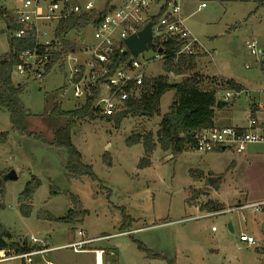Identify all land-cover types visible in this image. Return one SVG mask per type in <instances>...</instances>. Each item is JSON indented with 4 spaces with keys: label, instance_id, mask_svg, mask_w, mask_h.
I'll use <instances>...</instances> for the list:
<instances>
[{
    "label": "rangeland",
    "instance_id": "obj_1",
    "mask_svg": "<svg viewBox=\"0 0 264 264\" xmlns=\"http://www.w3.org/2000/svg\"><path fill=\"white\" fill-rule=\"evenodd\" d=\"M22 1L0 0L5 14L0 17V56L10 51L8 21ZM104 3L100 1L98 8ZM180 4L186 26L210 54L199 57L195 73L210 79L224 77L246 87L242 94L231 92L226 107L215 108V125H240L237 121L248 114L251 100L259 97L254 92L264 90V60L261 65L246 45L256 42L258 50L264 51V0H180ZM87 39L93 40L92 27L69 36L76 48ZM153 55L149 49L142 57ZM145 72L148 78L165 75L161 62L146 66ZM182 79L170 76L172 83ZM13 80L24 87L21 101L30 112L27 132L41 138L14 133L8 112L0 109V134H10L8 142L0 145V174L14 170L18 176L6 183L0 225L11 234L12 242L26 244L28 252L48 245L51 251L32 256V264H264V207L258 212L239 210L264 202L263 145L249 146L243 154L234 149L210 154L190 150L177 157L158 147L150 158L151 165L139 168L145 158L144 146H129L127 139L157 134L175 100L170 91L162 97L153 118L129 116L120 125L105 119L77 122L71 143L98 181H69L67 151L51 146L54 132L69 120L51 111L56 106L72 111L82 107L84 100L74 99L72 90L63 93L69 86L66 73L58 67L43 81L18 76ZM225 94L220 90L217 102ZM34 178L39 187L26 217L19 196ZM210 178L218 180L214 186ZM212 203L222 205L223 211H237L197 219L215 213L202 209ZM78 205L88 213L81 223L71 225L42 217L64 218ZM85 231L88 238H108L92 241L79 251L69 247L82 238L90 241ZM78 232L82 236L78 237ZM121 232L123 235L113 236ZM242 232L255 238V246L240 242ZM32 238L39 243H33ZM96 252H102V261ZM0 264L27 262L16 259Z\"/></svg>",
    "mask_w": 264,
    "mask_h": 264
},
{
    "label": "built area",
    "instance_id": "obj_2",
    "mask_svg": "<svg viewBox=\"0 0 264 264\" xmlns=\"http://www.w3.org/2000/svg\"><path fill=\"white\" fill-rule=\"evenodd\" d=\"M100 1L102 0H23L12 19L21 27L12 33V37L31 40L32 46L20 53L13 77L43 81L54 54L61 50L60 40L55 34L58 23L73 15L82 16L92 12L102 13V21L97 27H92L93 40H84L78 48L72 44L74 49L66 55L64 72L69 87H65L63 93L67 94L72 90L73 98L84 100V104L88 98L94 99L92 109L97 116L114 117L125 111L127 102L140 98L148 77L146 66L156 62H161L164 66L169 60L173 66H179L182 58L210 56L186 26L180 0H121L115 3L112 0L110 5L105 0L103 8L99 9L97 4ZM148 24H153L154 47L151 50L154 55L142 57L149 50L147 49L139 57H135L126 45V40L138 36ZM170 43L178 45L174 54L168 51ZM246 45L263 65L264 51L258 50L256 42H247ZM126 53L132 56L115 67L116 56ZM113 67L115 69L111 73ZM259 94L262 95V101L257 104V109L264 113V90L259 91ZM231 98V92H226L223 100L230 101ZM251 145L264 146V127L250 115L245 128L232 126L200 134L193 150L210 154L226 147L243 154ZM263 207L264 202H258L242 206L239 210L254 209L258 212ZM233 211L237 210L207 214L197 219ZM212 231L215 232L216 229L213 228ZM79 235L82 236V233ZM239 240L250 247L256 244L255 238L246 233H241ZM32 241L39 243L33 238ZM91 242L81 240L69 247L81 250ZM49 251L51 249L48 245L27 253L3 249L0 250V263L22 259L27 264H32V256Z\"/></svg>",
    "mask_w": 264,
    "mask_h": 264
},
{
    "label": "trees",
    "instance_id": "obj_3",
    "mask_svg": "<svg viewBox=\"0 0 264 264\" xmlns=\"http://www.w3.org/2000/svg\"><path fill=\"white\" fill-rule=\"evenodd\" d=\"M112 0H108V4ZM0 17H5L3 11L0 10ZM103 14L100 12H92L88 15L70 16L66 20L58 23L55 34L61 43L60 52L54 54L53 60L48 68L45 78L50 75L53 69L58 66L59 70L64 72V60L66 55L74 49L72 43L67 40L72 33H79L88 27H97L102 21ZM20 25L12 20L8 21V29L13 32L20 29ZM10 51L0 56V109L6 110L9 114L11 130L22 136L41 138L27 132V119L30 115L28 109L25 108L21 101L24 93V87L16 84L13 80L14 69L19 63L20 53L32 46V41L27 39L13 38L10 41ZM178 49V45L170 43L168 51L174 54ZM132 56L130 53L119 54L116 56L115 67ZM197 56L182 58L179 66H173L171 61H167L163 70L165 75L155 78H146L142 94L138 99H132L126 103V109L122 113L114 117H103L94 114L92 105L94 99L88 98L86 103L75 110L63 111L56 106L51 114L68 118V124L54 132V138L51 146L55 148H64L68 154V165L66 167V177L70 180H79L89 178L92 181H98L92 167L83 163V157L78 149L71 143L73 128L76 123L83 120L105 119L108 121L115 120L120 125L122 120L129 117L153 118L160 109L162 97L170 91L175 93V100L169 108V112L163 117L159 131L154 136L152 133L147 135H135L127 139L129 146L142 144L145 149V158L139 163V168L149 167L151 165L150 158L153 152L160 147L164 152H169L173 156H179L187 151L193 150L197 137L208 131L215 129L214 116L217 104V93L220 90L233 92L236 95L241 94L245 89L233 80L222 78H204L195 73L197 68ZM62 63V64H61ZM115 67L112 68L111 73ZM182 77L178 83H172L170 76ZM208 84H207V83ZM96 97V93H95ZM9 132L0 134V145L8 142ZM222 151L218 149L215 153ZM108 166H111V160L107 157ZM4 173L0 174V207L2 199L6 193V183L3 179ZM220 180V178H219ZM218 181V180H217ZM39 182L34 178L28 183L25 190L19 196V203L24 216L29 217L31 213V201ZM77 201V200H76ZM77 203H79L77 201ZM204 209L209 212H222L224 207L220 204H208ZM88 213L83 211L78 205L74 210H70L66 217L56 219L51 215L42 216L45 219L57 221L67 224H76L83 222ZM11 234L0 225V250L14 249L18 253L28 252L26 244H19L11 241ZM156 255H153L155 257ZM171 264V262H169Z\"/></svg>",
    "mask_w": 264,
    "mask_h": 264
},
{
    "label": "water",
    "instance_id": "obj_4",
    "mask_svg": "<svg viewBox=\"0 0 264 264\" xmlns=\"http://www.w3.org/2000/svg\"><path fill=\"white\" fill-rule=\"evenodd\" d=\"M152 27H153V24H148L146 28L138 36H133V37H130L128 40H126V45L128 46L129 50L135 57H139V55L143 51L147 49H152L154 47V44L152 41V37H153ZM228 104H230V101L221 100L217 102L216 108L222 109L226 107ZM225 150H227V148L223 147L222 151H225ZM3 179L5 182L15 181L18 179V176H17V173L14 170H12L8 172L7 174H5ZM216 181L217 179H214V178L209 179V183L211 186H214ZM229 230L232 233L234 232L231 224H229Z\"/></svg>",
    "mask_w": 264,
    "mask_h": 264
},
{
    "label": "crops",
    "instance_id": "obj_5",
    "mask_svg": "<svg viewBox=\"0 0 264 264\" xmlns=\"http://www.w3.org/2000/svg\"><path fill=\"white\" fill-rule=\"evenodd\" d=\"M113 3H115V0H113ZM199 59V58H198ZM197 64H198V61H197ZM236 83H238V82H236ZM239 85H241L244 89H246V87L243 85V84H241V83H238ZM246 91V90H245ZM245 91H243V92H245ZM242 92V93H243ZM241 93V94H242ZM254 93H257L258 94V96L259 97H257V98H254L253 100H251V103H250V105H249V109H248V114L243 118H240L237 122L238 123H240V125H236L237 127H242V128H245V127H247L248 126V123H249V116L251 115L253 118H255L263 127H264V113H262V112H260L258 109H257V104L259 103V102H261L262 100V95L261 94H259V91L257 90L256 92H254ZM259 98H260V101H259ZM257 100H258V102H257ZM214 124H215V122H214ZM220 128H225V127H220V126H216L215 125V129H220ZM252 146V145H251ZM222 212H224V211H222ZM82 230H80L79 232H81ZM79 232H78V237H79ZM83 232V231H82ZM214 232V231H213ZM123 233L124 232H121V234L119 233V234H116V235H113V236H121V235H123ZM243 233V232H242ZM85 234H86V236H87V233H86V231H85ZM88 240H90V241H93L92 243H94V242H96V241H100V240H102V239H107L108 237L107 236H105V237H100V238H88V236L86 237ZM74 240H75V238H74ZM82 240H84L83 238H82ZM75 242H77V241H75ZM243 244V243H242ZM244 245H246V244H244ZM21 246H23V244L21 245ZM248 246V245H247ZM248 247H250V246H248ZM79 251V250H78ZM83 251V250H82ZM100 251H102V250H100ZM27 253V252H26ZM96 254H97V258L99 259V260H101L102 258H100V257H102L101 256V254H102V252H96ZM24 261H26V260H24ZM102 261V260H101ZM102 264V263H101ZM103 264H104V262H103Z\"/></svg>",
    "mask_w": 264,
    "mask_h": 264
}]
</instances>
